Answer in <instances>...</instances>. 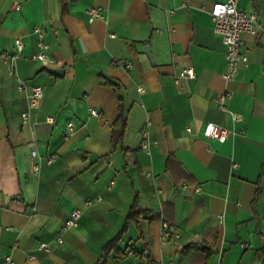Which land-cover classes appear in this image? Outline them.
I'll use <instances>...</instances> for the list:
<instances>
[{
    "label": "crops",
    "instance_id": "1",
    "mask_svg": "<svg viewBox=\"0 0 264 264\" xmlns=\"http://www.w3.org/2000/svg\"><path fill=\"white\" fill-rule=\"evenodd\" d=\"M227 1L0 0V264H264V36L243 35L249 64L224 79L210 11ZM237 1L264 24V0ZM41 52L52 62L30 59ZM208 122L233 134L207 139ZM136 200L159 217L127 225ZM74 210L78 225L64 231ZM164 222L178 240L163 239Z\"/></svg>",
    "mask_w": 264,
    "mask_h": 264
},
{
    "label": "built area",
    "instance_id": "2",
    "mask_svg": "<svg viewBox=\"0 0 264 264\" xmlns=\"http://www.w3.org/2000/svg\"><path fill=\"white\" fill-rule=\"evenodd\" d=\"M21 5L16 3V10H19ZM90 15L93 18H101L102 17V9L101 8H92L89 11ZM212 19L214 21V30L217 35L222 39L223 43L226 46V63H227V72L224 73L223 77L226 80L233 79L240 68V66H247L249 64V57L243 52V35L251 34L257 39H260L264 36V24L260 22L259 14L256 12H249L243 8H241L238 4L237 0H229L225 3H215L210 11ZM36 33L42 39L44 33L36 28ZM40 45L44 50H47L48 46L40 40ZM23 42L18 39L16 40V54L13 56H4L5 63L9 66L13 67L15 61L20 57L21 52L23 51ZM31 60L34 61H42V62H52L49 59V56L45 52H41L39 54L32 55L30 57ZM126 68H131V65L126 64ZM182 75L185 78L194 79L196 77V73L193 67H185L183 69ZM27 88L25 83H21L19 89L24 91ZM233 93L230 91H226L222 93L218 97V105L221 109L226 110V101L232 98ZM44 96V89L40 86H36L32 88V94L30 95V106L32 108L37 107L40 104ZM93 116L99 117L100 113L93 111ZM235 120H240V115H233ZM24 122L29 121L30 113L26 112L22 115ZM74 125L70 123L68 125V133L72 135L74 133ZM188 131H191V128H188ZM233 134V131L227 127L216 124L214 122H208L205 130L204 136L210 140H224L228 139ZM142 135L145 138L142 146L144 149H149V132L147 129H143ZM31 146H34L32 144ZM57 158V155H52L48 157L47 163L52 164ZM35 174L40 172V166L37 165L34 167ZM198 192L201 191L199 187L196 188ZM82 216L80 210H74L68 220L66 221L63 230L67 231L71 228H74L78 225V222ZM163 239L164 240H178L181 235L176 228V226L171 222L163 223ZM64 241L62 237L58 238V243L62 244ZM39 249L45 253H49L51 251V247L48 243H41ZM34 258V257H33ZM8 261L11 259L8 258Z\"/></svg>",
    "mask_w": 264,
    "mask_h": 264
},
{
    "label": "trees",
    "instance_id": "3",
    "mask_svg": "<svg viewBox=\"0 0 264 264\" xmlns=\"http://www.w3.org/2000/svg\"><path fill=\"white\" fill-rule=\"evenodd\" d=\"M106 81H107V85L111 86L118 93L119 90L118 86L109 80ZM126 129H127V120L124 117V112H122L121 117L118 119V121L115 123L113 127V147H117L119 144H123ZM158 217H159L158 215L153 214L150 211L141 209L138 200H136L128 215L127 225L130 223H135L139 225V222L141 220H153V219H157ZM117 241L118 239L109 244L107 248V253L111 248L114 247ZM118 253H119L118 254L119 258H124L126 255L125 252L122 253L119 249H118Z\"/></svg>",
    "mask_w": 264,
    "mask_h": 264
},
{
    "label": "water",
    "instance_id": "4",
    "mask_svg": "<svg viewBox=\"0 0 264 264\" xmlns=\"http://www.w3.org/2000/svg\"><path fill=\"white\" fill-rule=\"evenodd\" d=\"M149 51V50H148Z\"/></svg>",
    "mask_w": 264,
    "mask_h": 264
}]
</instances>
